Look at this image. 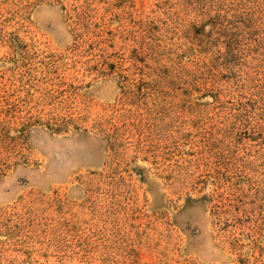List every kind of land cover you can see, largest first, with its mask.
<instances>
[{
    "label": "rangeland",
    "instance_id": "obj_1",
    "mask_svg": "<svg viewBox=\"0 0 264 264\" xmlns=\"http://www.w3.org/2000/svg\"><path fill=\"white\" fill-rule=\"evenodd\" d=\"M0 264H264V0H0Z\"/></svg>",
    "mask_w": 264,
    "mask_h": 264
}]
</instances>
